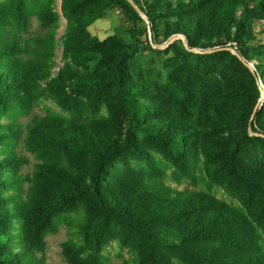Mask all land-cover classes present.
Masks as SVG:
<instances>
[{"label":"trees","instance_id":"obj_1","mask_svg":"<svg viewBox=\"0 0 264 264\" xmlns=\"http://www.w3.org/2000/svg\"><path fill=\"white\" fill-rule=\"evenodd\" d=\"M134 1L0 0V264H264V0Z\"/></svg>","mask_w":264,"mask_h":264},{"label":"rangeland","instance_id":"obj_2","mask_svg":"<svg viewBox=\"0 0 264 264\" xmlns=\"http://www.w3.org/2000/svg\"><path fill=\"white\" fill-rule=\"evenodd\" d=\"M64 23V20L62 21ZM122 23L120 14L118 10L116 9H110L108 11V14L106 17L98 19L95 21L90 27L89 30L92 34L96 35L100 39L107 38L111 34L115 32L117 27ZM45 32V29H43L39 21L36 17H33L31 20V25L29 27L28 36L33 37L38 34H42ZM160 47L164 48L167 46L168 43L164 42L163 38H159ZM156 45V44H155ZM61 55L60 50L57 52V59L60 61ZM251 68H254L253 64H249ZM262 96H264V91L262 92ZM46 105H51L54 108L53 104L49 103V101H45L40 105H37L34 107L32 113L23 118L21 121L28 124L31 122L32 118L35 115H43L46 113ZM21 152L26 154L29 158V162L23 166V172H32L35 166V163L37 162V159L34 157V155L24 149V147L20 146ZM173 186H177L181 189L187 187L186 184L182 185H176L172 184ZM223 192L221 191L219 193V196H221ZM70 237L68 228L66 226H63L60 228V230L57 233L50 234L47 236V249H46V263L45 264H68L63 256L62 252V243L67 240ZM109 253L111 257V261L113 264H123L126 259L130 258V253L128 251H123L122 253L119 252L117 244L114 243L109 248Z\"/></svg>","mask_w":264,"mask_h":264},{"label":"water","instance_id":"obj_3","mask_svg":"<svg viewBox=\"0 0 264 264\" xmlns=\"http://www.w3.org/2000/svg\"><path fill=\"white\" fill-rule=\"evenodd\" d=\"M134 6L135 8L139 11V13L145 17V14L143 13V11L139 8V6L136 4V2L134 0H129ZM234 53L237 54V52L235 50H233Z\"/></svg>","mask_w":264,"mask_h":264}]
</instances>
